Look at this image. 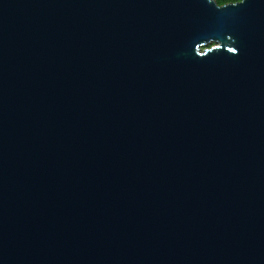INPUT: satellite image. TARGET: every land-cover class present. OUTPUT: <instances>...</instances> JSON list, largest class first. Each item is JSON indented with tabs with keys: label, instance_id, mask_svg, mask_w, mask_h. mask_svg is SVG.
<instances>
[{
	"label": "water",
	"instance_id": "water-1",
	"mask_svg": "<svg viewBox=\"0 0 264 264\" xmlns=\"http://www.w3.org/2000/svg\"><path fill=\"white\" fill-rule=\"evenodd\" d=\"M221 7L0 0V264H264V0Z\"/></svg>",
	"mask_w": 264,
	"mask_h": 264
},
{
	"label": "clouds",
	"instance_id": "clouds-1",
	"mask_svg": "<svg viewBox=\"0 0 264 264\" xmlns=\"http://www.w3.org/2000/svg\"><path fill=\"white\" fill-rule=\"evenodd\" d=\"M208 2L211 3V4H214L215 6L216 5H220L222 7L219 8V9H223V8L228 7V6L235 7V6L241 5V4L244 3V0H236V2H233V3H230V4H223V3L218 2V0H208ZM215 51H219V50H213V51H211L208 54H212ZM226 52L229 53V54L235 55V54H237V49L235 47H227L226 48ZM199 58H205V57H199Z\"/></svg>",
	"mask_w": 264,
	"mask_h": 264
},
{
	"label": "trees",
	"instance_id": "trees-1",
	"mask_svg": "<svg viewBox=\"0 0 264 264\" xmlns=\"http://www.w3.org/2000/svg\"><path fill=\"white\" fill-rule=\"evenodd\" d=\"M236 0H218L220 3H228V2H235Z\"/></svg>",
	"mask_w": 264,
	"mask_h": 264
}]
</instances>
